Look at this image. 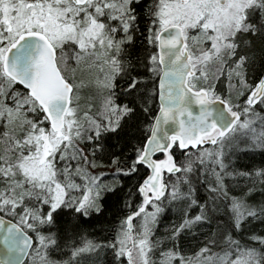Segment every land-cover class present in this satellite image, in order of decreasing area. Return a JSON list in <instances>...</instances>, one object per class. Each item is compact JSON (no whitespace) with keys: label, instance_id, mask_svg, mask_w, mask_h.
Segmentation results:
<instances>
[{"label":"snow or ice","instance_id":"snow-or-ice-1","mask_svg":"<svg viewBox=\"0 0 264 264\" xmlns=\"http://www.w3.org/2000/svg\"><path fill=\"white\" fill-rule=\"evenodd\" d=\"M0 264H264V0H0Z\"/></svg>","mask_w":264,"mask_h":264},{"label":"trees","instance_id":"trees-1","mask_svg":"<svg viewBox=\"0 0 264 264\" xmlns=\"http://www.w3.org/2000/svg\"><path fill=\"white\" fill-rule=\"evenodd\" d=\"M259 159V157H257V160ZM257 230H259V225H257ZM66 258V257H65Z\"/></svg>","mask_w":264,"mask_h":264}]
</instances>
